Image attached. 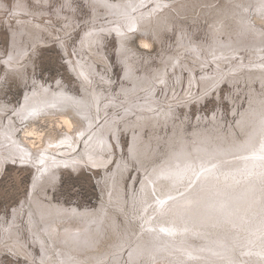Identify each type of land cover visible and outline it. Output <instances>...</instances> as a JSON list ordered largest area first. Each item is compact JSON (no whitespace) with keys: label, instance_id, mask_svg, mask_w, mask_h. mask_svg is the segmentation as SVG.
Instances as JSON below:
<instances>
[{"label":"bare ground","instance_id":"6f19581e","mask_svg":"<svg viewBox=\"0 0 264 264\" xmlns=\"http://www.w3.org/2000/svg\"><path fill=\"white\" fill-rule=\"evenodd\" d=\"M76 1L65 0L54 13L47 10L52 0H15L13 7L0 2V30L11 33L10 54L7 59L0 49V63L12 69L33 48L56 42L85 90L80 96L59 86L61 81L58 88L38 82L18 105L0 103V175L8 162L36 171L29 197L10 221L0 220V254L30 264H264V0H84L94 14L78 48L82 57L69 45L80 29ZM139 31L147 33L141 37L145 48L151 40L166 45L159 66L152 68L153 57L130 43ZM175 31L179 47L164 42ZM203 32L207 38L197 41L196 33ZM108 37L118 43L124 79L131 84H121L111 98V90L94 87L115 85L111 73L98 67L103 60L110 64L102 54ZM223 83L231 86L226 98L234 107L248 95L238 121L244 140L235 130L227 132L226 122L217 120L220 112L212 121L182 110L211 96L220 95L222 102ZM104 103L114 107L113 114ZM24 122L30 126L21 138ZM206 122L211 127L202 130ZM122 129L131 133L125 167L138 170L139 164L151 174L128 191L130 170L119 164L107 170L115 161L110 135L122 152ZM83 167L104 173L98 206L39 200L37 189L58 182L64 169Z\"/></svg>","mask_w":264,"mask_h":264},{"label":"rangeland","instance_id":"374dc122","mask_svg":"<svg viewBox=\"0 0 264 264\" xmlns=\"http://www.w3.org/2000/svg\"><path fill=\"white\" fill-rule=\"evenodd\" d=\"M1 1H4L9 7L10 6L13 7L14 2H15V0H0V2ZM28 1L33 4L34 3L37 4L35 2L36 0H28ZM52 1H53L52 7H48L47 9L48 11L52 13H54L56 8H61L65 2V0H52ZM118 1L119 0H117V2ZM77 2L78 0L76 1V3ZM78 3L80 4V11H81L80 16H79L80 29L78 28L76 31H74L72 34L73 36L71 35V38H70L71 40L69 39L70 40L69 42L70 50L74 48V50H77V51H78V48L80 47V41L85 37L84 31H86L88 21L92 19L93 14H94L93 9H91L89 4H87V1L80 0ZM84 20L87 22H84ZM189 22H190L189 20H186L185 24L188 25ZM259 24L262 25L261 23ZM192 25L193 23H190L189 26H192ZM2 27L3 25L1 26V28ZM260 28H264V27H260ZM143 35H147V33H144V32L142 33V31L141 32L139 31V33L137 32L132 33L131 36L129 37L130 43L132 44L134 48L138 49L142 53H149V56L153 57V60H151L150 66L152 68L157 67L161 63V61L158 60L157 58L162 53L166 54V51L164 49L166 45L162 43L161 45L157 46L156 43L154 44L153 41L151 40L152 46L147 49L144 47V44L142 42L141 37ZM172 38H173V41H172ZM206 38L207 37L205 35V32H203V34L196 33L197 41L201 42ZM49 39L51 38H47V40ZM164 39H166L164 40L165 43L172 42L173 45H177L178 47L180 46L178 45L179 37L176 31L175 33H166L164 35ZM102 44L104 47V51L102 52V54H105V56H107L109 60L108 63H110L111 65L107 63L105 64L103 60V63L98 62V67L101 72L106 70L107 73H111L110 77L112 81H114L115 85L110 86L109 88H106V86L99 87V85L94 86V87H95V90H100L101 92H105V93L111 90L109 93V96L111 98L112 94L120 93V89L122 86L121 84L127 85L128 87H130L131 84L128 82H125V79H124L125 69H124V65L120 61V56H119V52L117 48L118 43L116 39L114 37H111V38L108 37V39L105 40V43H102ZM10 46H11V33L10 31H8V29L4 28L0 30V49L3 52L2 56L6 55L7 59H8V55L10 54ZM99 49L100 48L98 47V52H101ZM33 50H36V49L33 48L29 52V54H27L28 58L20 62L18 66L17 65L16 67L13 66L12 69H8L7 66L2 62L0 63V103L8 102L9 104H12V105H18L22 101V98L26 92V89L32 88L35 85V83L37 84L38 82L45 83L47 86H53V88H58L56 86V84L58 83L57 81H61L63 85L59 84V86H62L63 88H66L67 90L69 89V91H71L72 93H75L76 95L84 96L83 93L85 90L83 89L82 91V88L84 87L81 84V79L75 75L74 71L70 70L68 61H67V55L63 51L62 47L56 44V42H51V43L40 46L35 52ZM70 54H71V57L73 58L72 51L70 52ZM77 56L82 57L81 53L77 54ZM160 59H166V57L165 56L160 57ZM140 64L144 68L148 69L146 62L142 61ZM109 68L110 70H108ZM5 70L6 72H4ZM138 73L142 74L143 70L141 68H138ZM25 80L26 82H24ZM115 81L118 84H116ZM220 88H221V97L223 99L222 102L220 101V95H217L214 97L211 96V97H208V100H206L205 102H200L199 104H195V105L193 104L190 108H186L182 110H184V114L186 113L185 112L186 110L187 113L192 115L191 116L192 119L193 117L197 119L200 113L202 116L208 115L209 119L212 121H213V114L220 112L221 115L223 114V118L218 116L217 120H219L220 122L222 121L226 122L225 125H226L227 132L229 131V132H232L233 134L236 133L235 135H237L239 139L244 140L247 137V133H244V131L241 128L238 129V121L240 120L241 113L248 108V103H249L248 95L246 98H245V95L240 98L239 100L240 104L237 108L236 106L234 107L232 103H230V100L228 98H226L229 91H231V86H229L226 83H223V85H221ZM246 92L248 91L246 90ZM108 104L110 103H104V105L102 106L103 108H108V111L111 114H113V112L115 111L113 110L114 107H110L109 109ZM236 110L241 111L239 112L238 116L237 114L234 115V111ZM181 114H183V111H181ZM216 122L218 121H214V124ZM26 126L27 125L22 123V128L20 130L21 133L18 134V136H20L21 138H22L21 134L23 130L26 129ZM210 127L211 125H209L206 122L200 128L202 130L203 129L208 130V128L210 129ZM221 127L223 128L224 125ZM190 128L192 129L187 130L188 133H193L194 128L193 127H190ZM230 130H235V133ZM120 133L124 135V136L120 135V143H122V147L124 149L122 152H119L120 149L117 146L114 136L110 135V137L113 138V145L114 147H116L115 155H114L115 161H112V163L107 167V170H109V172L111 173L112 169L117 168L118 164H119L118 167L126 168L127 171L129 169L130 170L129 174L132 175V177L128 176V178L126 179L125 178L126 176H123L121 179V181H123V178H125V180L128 181L127 184H125V189L128 191L129 188L132 186L133 181H134V185L136 182L137 188H139L141 182L144 179H146L145 178L146 176L144 174L145 173L150 174V172L148 171L144 172V169L142 168L140 169L141 166L139 164L136 165L138 167V170H135L134 168L132 169L129 167H125L128 164V159L130 157L129 148H130V142H131V133L128 131L125 132L123 129L121 130ZM149 133L150 132L147 131L146 139H148ZM80 152L81 150H79L77 154H79ZM126 152H128V154ZM118 157H123L122 163L117 162ZM35 172L36 171L33 167H21L19 164L12 163V162L6 163L4 167V171L0 175V220H2L3 218L5 219L8 218L10 221L11 217L13 216L14 209L16 207L20 208L22 202H24L23 200L26 197L27 198L29 197L30 188H31V185L33 184L32 181L34 179ZM103 174L104 173L94 171V169L90 172L85 167H83L79 171H73L71 169L69 170L64 169L58 178V182H55L51 186H48V187L46 186L44 189L42 188L39 192L37 189L36 194L41 202L44 201L46 203L51 202L54 204H65L69 207L77 206L79 208L95 207V206H98L103 200L102 191H101V188L99 187V182H98V179L100 177L103 178ZM136 175H137V178H136ZM27 201L29 202L28 199ZM21 221L23 222V220ZM25 224L26 222L24 221L23 222L24 227H26ZM34 250H36V248ZM37 252L39 253V251ZM3 263L4 264H30L28 259L22 258V257L17 258L13 255H10L9 253L0 254V264H3Z\"/></svg>","mask_w":264,"mask_h":264},{"label":"water","instance_id":"95a60500","mask_svg":"<svg viewBox=\"0 0 264 264\" xmlns=\"http://www.w3.org/2000/svg\"><path fill=\"white\" fill-rule=\"evenodd\" d=\"M77 76H78V75H77ZM78 77H79V76H78ZM79 78H80V77H79ZM71 115L83 121V119L80 118V117L78 116V114H75V113H72V112H71ZM23 124L26 125L27 122H24ZM28 126H30V124H27L26 128H27ZM80 127H81V126H80ZM82 131H83V134L87 131V130L85 131V126H84V129H82ZM80 133H81V132H80ZM83 134H82V135H83ZM85 135H86V134H84V136H85ZM86 136H87V135H86ZM83 138H84V137H82V138L80 139V141L82 140V142H81V146L83 145V142H84V141H83ZM22 140H24V139H22ZM24 141H25V140H24ZM81 146L78 147V148L76 147V149H77V150H79V149L82 150ZM62 150H63V149H62ZM69 150H71V147L69 148ZM71 152H72V151H71ZM192 186H194V185H192ZM192 186H191V187H192ZM162 229H163V230H166L165 227H163ZM164 262H165V261H164ZM153 264H155V262H154ZM165 264H166V263H165ZM169 264H170V263H169Z\"/></svg>","mask_w":264,"mask_h":264}]
</instances>
